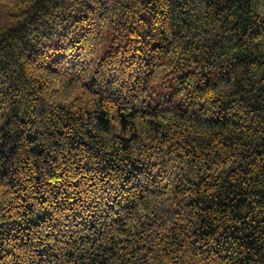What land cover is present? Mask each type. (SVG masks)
I'll list each match as a JSON object with an SVG mask.
<instances>
[{"label":"trees","instance_id":"16d2710c","mask_svg":"<svg viewBox=\"0 0 264 264\" xmlns=\"http://www.w3.org/2000/svg\"><path fill=\"white\" fill-rule=\"evenodd\" d=\"M0 264H264V0H0Z\"/></svg>","mask_w":264,"mask_h":264}]
</instances>
